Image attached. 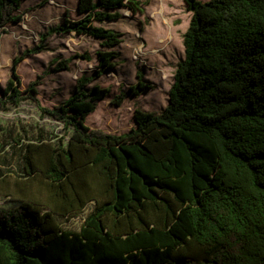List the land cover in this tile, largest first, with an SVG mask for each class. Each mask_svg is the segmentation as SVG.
<instances>
[{"label":"trees","instance_id":"obj_1","mask_svg":"<svg viewBox=\"0 0 264 264\" xmlns=\"http://www.w3.org/2000/svg\"><path fill=\"white\" fill-rule=\"evenodd\" d=\"M22 1L0 0V28L20 21ZM183 1L192 15L167 104L160 112L136 108L126 132L85 120L109 93L93 82L120 56L121 34L101 24L122 8L141 11L137 0H76L80 16L51 28L103 48L95 70L52 106L37 96L42 76L21 90L15 71L46 48L45 36L14 58L0 108L31 101L64 133L11 138L24 174L18 192L36 179L52 205L20 199L0 208V264H264V0ZM80 56L88 58L53 60L52 70H68ZM137 75L112 104L152 88ZM89 202L78 231L62 227L56 215L67 221Z\"/></svg>","mask_w":264,"mask_h":264},{"label":"rangeland","instance_id":"obj_2","mask_svg":"<svg viewBox=\"0 0 264 264\" xmlns=\"http://www.w3.org/2000/svg\"><path fill=\"white\" fill-rule=\"evenodd\" d=\"M141 11L119 9L121 16L101 25L120 33L122 40L114 49L120 52L114 70L106 72L93 83L109 88L105 100L99 102L85 123L106 133L120 134L134 126L136 108L160 112L167 104L168 90L173 82L177 63L184 58L183 34L189 25L191 11L183 0H137ZM207 1V0H201ZM19 22L0 28V93L9 78L13 60L23 52L41 43L46 47L40 52L25 55L16 65L20 89L38 79L37 96L44 106H52L70 95L75 80L82 74H91L96 66L95 52L103 49L97 39L74 33H51V28L62 23L65 15L76 19V0H23L16 12ZM51 33V34H50ZM86 54L88 58L74 57L68 70L53 71V60ZM141 80L152 88L140 96L127 95L120 106L110 100L127 91L128 86ZM92 83V84H93ZM91 86V85H90ZM89 86V87H90ZM99 121V122H98ZM40 132L44 138L64 133L62 126L49 117H41L31 101L8 110L0 108V208L18 205L20 199L52 205L50 193L34 179L24 194L17 187L24 180L21 153L13 136L24 141L33 140ZM89 202L76 216L67 221L59 215L62 227L78 231L87 213L93 208Z\"/></svg>","mask_w":264,"mask_h":264}]
</instances>
